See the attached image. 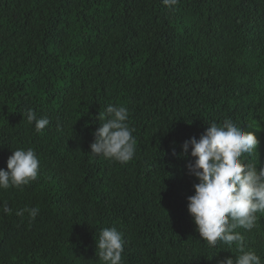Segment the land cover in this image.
<instances>
[{"label":"trees","instance_id":"16d2710c","mask_svg":"<svg viewBox=\"0 0 264 264\" xmlns=\"http://www.w3.org/2000/svg\"><path fill=\"white\" fill-rule=\"evenodd\" d=\"M129 111L134 158L90 153L99 112ZM49 125L36 132L22 112ZM232 120L264 167V0H0V168L32 148L38 178L0 190V264H103L99 232L122 233L123 264H217L187 209L197 179L182 143ZM175 149V155L173 154ZM191 148H189V153ZM38 208L31 220L20 209ZM246 250L264 264V214Z\"/></svg>","mask_w":264,"mask_h":264},{"label":"clouds","instance_id":"9594fccd","mask_svg":"<svg viewBox=\"0 0 264 264\" xmlns=\"http://www.w3.org/2000/svg\"><path fill=\"white\" fill-rule=\"evenodd\" d=\"M162 2L174 10L179 0ZM22 115L38 133L50 123L31 108ZM97 119L100 127L94 132L90 153L121 164L130 162L135 156L136 141L134 129L128 124V109L110 104L99 112ZM249 128L259 129L240 127L226 118L220 124L210 123L199 139L191 137L181 145L185 156L195 158L186 168L198 181L193 185L194 194L187 197V209L196 231L210 247L215 248L219 242L228 246L224 249L231 250L235 244L239 251V255L226 256L217 264H261V257L254 250L245 249L244 236L236 231L238 228L250 231L256 226L257 214H264V167L258 169L256 163L245 159L256 151L259 143ZM6 163V169L0 168V190L19 189L38 178L40 162L32 148H16ZM0 212L12 214L13 209L3 203ZM25 213L34 220L39 209L25 207L16 215ZM96 244L103 264H123L125 241L115 227L102 229Z\"/></svg>","mask_w":264,"mask_h":264}]
</instances>
